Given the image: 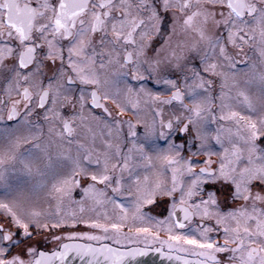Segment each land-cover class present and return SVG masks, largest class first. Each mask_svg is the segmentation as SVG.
Wrapping results in <instances>:
<instances>
[{"label":"rangeland","instance_id":"374dc122","mask_svg":"<svg viewBox=\"0 0 264 264\" xmlns=\"http://www.w3.org/2000/svg\"><path fill=\"white\" fill-rule=\"evenodd\" d=\"M240 38L223 41L216 66L183 68L182 100L160 95L180 86L175 78L157 83L156 93L147 83L126 82L124 98L110 95L119 108L107 115L85 110L74 134L57 112L42 132L27 118L0 130V264H7L4 234L17 227L34 241L17 249L14 264H29L37 247L66 239L163 242L193 253L216 246L221 228L231 245L219 242L226 251L220 259L264 264V189L253 184L236 201V192L222 186L231 174L221 162L264 156V67L245 63L246 52L234 46ZM253 178L264 180V170ZM209 180L216 187H204ZM179 203L194 209L193 223L177 222Z\"/></svg>","mask_w":264,"mask_h":264},{"label":"flooded vegetation","instance_id":"af4514ba","mask_svg":"<svg viewBox=\"0 0 264 264\" xmlns=\"http://www.w3.org/2000/svg\"><path fill=\"white\" fill-rule=\"evenodd\" d=\"M239 1L240 8L232 0H0V130L27 118L36 122L42 132L49 113L57 112L62 115L65 131L74 134L78 115L85 110L107 115L110 107L118 109L110 95L124 98L126 82L132 88L136 87L135 83H147L156 93L157 83L175 78L180 86L160 95L176 99L174 93H180L183 99L181 84L188 78L189 70L183 71V68L210 63L216 66L223 41L233 40L237 34L241 38L234 46L246 52L243 54L245 63L252 68H263L264 0ZM201 67V74L208 77L209 71ZM35 75L38 81L33 83ZM91 75L98 77L97 84L89 80ZM221 163L228 166L225 175L231 174L222 186L236 192V201H239L238 194L252 191L253 184L264 189V180L253 178L263 173L264 156L259 159L250 156L248 160L243 156L238 160L230 157ZM201 169L203 173H213L212 168L207 170L202 166ZM249 178H252L250 183ZM216 184L209 180L204 187H216ZM242 195L240 199L246 202L248 199ZM188 206L194 213L189 222H179L174 213L183 226L196 219L194 209ZM199 224L207 226L202 219ZM221 230L216 246L192 250L196 251L193 253L163 242L152 245L110 238L86 241L119 246H162L211 261L236 264L220 259L226 251L217 247L219 242L231 245L221 236L226 229ZM256 236H249V241L257 242L259 237L254 239ZM33 241L23 238L19 227L11 233L6 231L3 243L7 247V264H14L21 245L29 246ZM63 242L50 248L37 247L29 264L41 250L52 251ZM250 251L257 252L258 247L251 245Z\"/></svg>","mask_w":264,"mask_h":264},{"label":"water","instance_id":"95a60500","mask_svg":"<svg viewBox=\"0 0 264 264\" xmlns=\"http://www.w3.org/2000/svg\"><path fill=\"white\" fill-rule=\"evenodd\" d=\"M234 5L240 8L239 0ZM238 5V6H237ZM238 9V8H237ZM181 100L180 93H174ZM168 122V126H169ZM177 220L187 223L194 218L192 209L186 204H178L174 210ZM32 264H229L211 261L184 254L175 250H166L162 246L131 245L119 246L110 242H90L81 239L64 241L52 251L41 250Z\"/></svg>","mask_w":264,"mask_h":264}]
</instances>
